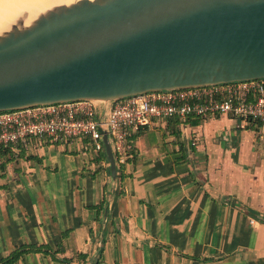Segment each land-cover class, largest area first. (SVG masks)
I'll list each match as a JSON object with an SVG mask.
<instances>
[{"label": "crops", "instance_id": "1", "mask_svg": "<svg viewBox=\"0 0 264 264\" xmlns=\"http://www.w3.org/2000/svg\"><path fill=\"white\" fill-rule=\"evenodd\" d=\"M226 115L134 139L116 182L86 141L27 139L0 159V262L264 264V138ZM254 219V223H250Z\"/></svg>", "mask_w": 264, "mask_h": 264}, {"label": "water", "instance_id": "2", "mask_svg": "<svg viewBox=\"0 0 264 264\" xmlns=\"http://www.w3.org/2000/svg\"><path fill=\"white\" fill-rule=\"evenodd\" d=\"M27 17L0 32V112L264 78V0H74Z\"/></svg>", "mask_w": 264, "mask_h": 264}, {"label": "built area", "instance_id": "3", "mask_svg": "<svg viewBox=\"0 0 264 264\" xmlns=\"http://www.w3.org/2000/svg\"><path fill=\"white\" fill-rule=\"evenodd\" d=\"M217 115H226L242 126L258 125L259 138H264V78L148 92L106 104L83 100L0 112V148H11L27 139L51 144L74 140L86 141L89 152L96 156L104 153L105 133L120 168L135 150V136L155 122Z\"/></svg>", "mask_w": 264, "mask_h": 264}, {"label": "bare ground", "instance_id": "4", "mask_svg": "<svg viewBox=\"0 0 264 264\" xmlns=\"http://www.w3.org/2000/svg\"><path fill=\"white\" fill-rule=\"evenodd\" d=\"M74 0H0V32L6 30L9 25L20 15L27 14V21L37 13L54 5L69 4Z\"/></svg>", "mask_w": 264, "mask_h": 264}, {"label": "trees", "instance_id": "5", "mask_svg": "<svg viewBox=\"0 0 264 264\" xmlns=\"http://www.w3.org/2000/svg\"><path fill=\"white\" fill-rule=\"evenodd\" d=\"M7 151H8V148H0V159H1V157L5 156L7 154ZM99 156L100 155L93 156L96 162L99 159ZM1 165H2V163H0V166ZM39 249L40 248H35V247H22V248H18L14 252H12L6 259L2 260L0 262V264H9V263H12L17 258H19V256H21L24 252H27V251H36V250H39ZM100 259H101V249L98 250V254H97V257L95 259V264H100V262H101Z\"/></svg>", "mask_w": 264, "mask_h": 264}, {"label": "rangeland", "instance_id": "6", "mask_svg": "<svg viewBox=\"0 0 264 264\" xmlns=\"http://www.w3.org/2000/svg\"><path fill=\"white\" fill-rule=\"evenodd\" d=\"M104 155V154H103Z\"/></svg>", "mask_w": 264, "mask_h": 264}]
</instances>
